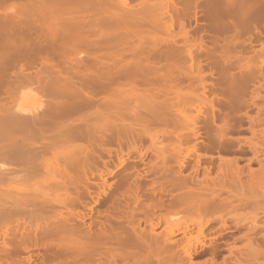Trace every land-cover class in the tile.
<instances>
[{"label":"bare ground","instance_id":"bare-ground-1","mask_svg":"<svg viewBox=\"0 0 264 264\" xmlns=\"http://www.w3.org/2000/svg\"><path fill=\"white\" fill-rule=\"evenodd\" d=\"M249 2L247 3L243 0H0V9L5 8L7 11L0 13L3 15V18H0V97H9L12 99V102H16V107L13 105L16 108L13 112L27 113V109L25 108L27 107L26 104L32 105L33 103L37 105L38 109L41 107L43 110L40 109L39 116L41 117L37 118V122L36 119H33L34 121L30 119L31 121H29V118H27L28 120H26L28 123L25 124L27 121L23 122L20 120L22 117H17L21 125L17 123V125H19H16V129L20 132H22L20 129L24 130V132L27 131L25 136L27 135L29 138L31 136V138L42 136H51L52 138L49 142L39 139L41 142L36 141L39 145L36 144L37 147H35L33 145L34 143H30L29 138L25 136V138H21L22 134H19L20 139L18 138L17 141L22 148L19 150V153H17L16 158L19 157L18 162L20 161V163H18L15 158L14 165L16 166L13 165L14 167L12 166L13 168H11L7 165L8 168H11V171L10 169L9 171L6 170L5 167L7 166H5L4 163L0 164V185H8L2 188V190L0 188V194L2 192L10 196L17 194L16 199L19 198L16 204L13 203L16 201L11 202L14 204L12 207L9 204L10 206L8 205V208H1L0 205V218L4 217L5 220L7 217L11 216L14 218L17 216V218L13 219L15 222L14 231H11L14 236H12L13 234H11L12 237L9 236L13 249L18 252L19 249L28 243L36 246L38 242L41 243L40 240H43L41 245L43 247V245L46 244V247H43L44 256L42 259H44L45 256L50 257L48 259H52L53 257L57 259V256L61 259H66L64 256L65 254H69V258H74H70L72 259L71 261H64L63 264H75L74 262H80V264H121V262H115L116 259H136L133 260L134 262L131 261L133 264H198L200 262L198 261L197 263L194 260V263L193 260L191 261V248L197 246L196 242L198 244L200 241V235H203L207 221L200 219L194 221L197 225L196 233L193 236L188 234L186 244L179 245L180 243L177 239L175 240L172 238L175 240V243L176 241L179 243H176V245L178 244L180 246L177 245L180 251H178L177 248L176 253L174 249L172 250V248L176 246L174 243H171L173 241H171L170 237L177 231L181 230V232H184L189 226V221H184L182 223L175 220L174 222L170 215L167 214L168 218L172 221L164 217V221L167 220V225H165L168 227L171 225V228L165 232L167 228L164 225L166 228L165 231L163 229V231L161 230L160 232H164L165 234L160 233V235L158 234L159 237H157L154 235V230H152L154 233L150 231L151 227H146V230H144L145 228L142 226L136 228L137 225L135 224H139V220L136 222L135 219L139 217V214L135 209V206H138L136 205L138 202L136 204L134 202L131 203V207L129 206V210L124 212V214L118 213V218L115 217L117 213L113 211L115 213L113 217L119 220L118 222L116 220L117 223L115 222V224L113 223L115 219L112 217L114 213L112 212L113 214L109 217H112L111 220L107 218L109 215L108 213H111V210L108 211V215L105 220L103 218L102 221V225L103 222L105 225L101 226V218V220L99 219L100 221H98L100 225L92 227L94 230L95 228L96 230L98 229L94 237L92 231H89L91 232L89 233L85 230V228L88 227V225L87 227L85 225L87 223L84 222L85 224H80L82 227L85 225L83 229L80 225H78V227H80L78 228L76 225L77 223L72 221L73 219H78V213L73 210L71 206L75 202V194L90 193L87 183L95 174L98 175L101 182L107 185V189L112 187V182L108 181V179L106 180V178L102 176L103 174L110 175L111 170L107 167H105L104 170L100 169L99 163L102 162L101 165L106 166L105 158L102 157H104L103 155H111L110 150L112 149L113 143H116V149L118 148L117 150L115 149L116 152H114L119 160L118 164L124 163L125 160L127 162V159H129L127 158L128 156L126 157L127 159L121 157L123 156L121 154H124V151L122 153V148L124 147L128 148V150L126 149L127 151H129V149H131L130 151H132V149L135 151L137 150L136 153H138V156L139 154H141L142 157L143 155L145 156L146 153L142 154V151H144L145 148L147 150L146 145L144 150L140 151L141 149H138L140 145L138 146L137 141L141 142V145L142 142H149L147 146L151 147L152 150L151 148L150 150L155 153V155L152 154L155 156V160L153 156L150 157L153 158L150 160L152 163L149 162L150 165H153V161L157 162V158L161 159L158 165L155 162L152 166L153 171L157 170L155 175H157L159 171L162 174L159 173V176L157 175L158 179H161V176L162 178L165 177V180L161 179L164 181L160 179L159 181L157 176H155L157 181H159L158 185L160 186H158V188L160 187L167 191L172 188V185L177 188H184L183 192L187 197H183V199L190 198H188L190 200L188 203H184L186 204L185 208L192 203V207L189 205L190 209L187 207L186 210L188 209L190 211L195 205L203 206V204V208H207V206H205L207 205L206 202L203 204L199 202V200L202 201L201 199H204V197H194V194L215 192L216 189H218L219 192L223 190L228 192L231 195L229 196V200L233 197L241 199L247 194H264V159H260L257 168L249 166L247 169H244L238 166L236 162L237 159L235 160L234 156L233 158H229L228 156L218 155L219 170L214 173V176L212 174L213 177L210 178L212 185L206 184V182H203L204 178L202 179L203 176H208V172L205 174L208 170L204 172L205 175L202 174L203 176L201 178L198 176L202 180V183L198 181L199 185H197V181H193L197 183H195L197 186H195L192 181H188L192 178L191 171L194 173L192 176L196 177L195 170H192V168L194 169L196 166L191 167L189 171L191 174L186 175V178L184 177V173L186 172L182 171L184 176L179 172L176 173V170L182 168V165H180L182 161H179L177 158L180 156L181 159H183V156H181V153L184 151L183 148L186 149L188 153L195 151V159L197 160H195V163L200 161V158H202L201 156L207 154L199 152L200 149L198 148L201 146V142L198 141L199 138L197 137L200 135L199 133H201L199 129L204 128V126L207 127L209 122L214 124L213 133L212 136L209 137L208 143H205L208 145L205 147V144L202 142V144H204L202 147L204 146V149H206L208 146H213L217 147L219 151L225 150L226 152L232 150L233 139H230L231 136L228 135V131L238 130L239 127L236 125L238 122L240 123L242 118L238 116L236 112L240 107L248 106L249 104V100L245 97L248 80L257 73L260 74L264 80V40L259 45L260 48L258 51L255 52L254 48L253 54L243 53L244 46L243 49H241L243 44L249 45L252 43L251 38H249L251 41L247 39L248 42H250L249 44H247L248 42L244 41V39L243 41L241 39L242 42L240 41L242 37L240 34L241 28L244 27V30L241 29L242 33L245 30H247L246 32L248 33L250 29L252 31L254 28L255 30L253 31L256 32V29L261 30L264 27V0L262 3L260 2L261 5L259 4V6L257 5L259 2L257 4H255L256 2L254 4ZM260 12H263V17L262 14H260L261 17L257 14ZM186 16H193L194 19L197 20L196 22L199 20L198 17L203 19V21H201L203 25L208 26L209 38H206L208 41L204 40L203 35L199 34L200 32L198 33L199 35H191L189 33V28L185 25ZM175 26H177V28ZM251 26L253 28H251ZM248 27L250 29H247ZM259 27L261 29H259ZM231 30H233L232 34H230ZM228 31L230 33H228ZM60 32L65 34L60 36ZM205 41L209 43V45H207L208 47ZM32 46L35 47L33 48ZM250 46L251 45H249L246 50H249V48L252 50L253 48ZM49 50L53 52L49 53ZM208 53L211 64L217 69V73H219L217 88L219 92L222 93V91L225 90L227 93V99L221 101L219 105L214 103L212 98L209 99L211 107V114L209 116L206 113L207 111L203 112L207 114L205 115L201 110H198L197 103L195 107V102H207L208 98L214 95L213 90H211L209 94L205 93L206 85L203 80L205 72L202 70L201 59L203 55ZM40 56L41 58L44 56V58H42L44 60L50 57V61L45 60L44 62L43 60V62L41 61V65L37 66L38 68H36V70H28L30 65L33 64L32 61ZM57 59L59 61H55ZM50 63L53 65H48ZM28 64L29 67H27ZM183 77L189 78L190 81L188 83H183L181 81ZM41 91L43 92L42 95H49V99L45 97L46 100L44 99L45 101H43L44 97H39ZM243 92L244 95H242ZM99 95L103 96L102 100L98 99ZM5 99L2 101L0 100L1 114L11 112L10 110L13 108L12 106L10 109V105H6ZM15 102L13 103L15 104ZM191 104H194V108L197 109L194 110L189 108ZM222 104L225 105L227 110L222 108ZM185 105L188 106L190 110L188 108V110H186ZM201 105H203V103ZM206 105L207 104H205V106ZM199 109L201 108L199 107ZM257 109L259 113L264 112V103ZM188 112H192V114L189 115ZM193 112H195V114ZM51 114H55L56 120L49 124L46 120L49 118L51 119ZM217 115L220 118V122L216 123ZM222 115H224V117ZM247 115V117H251L249 114ZM1 119H4V117H0V120ZM39 119H43L44 121L39 122ZM258 120L263 121V116L260 115ZM199 121L204 125L200 124ZM248 121L250 123L253 119L250 118L249 120L248 118ZM34 122H36V124ZM44 122L45 124H42ZM170 122L174 124L181 123V128H183L184 125L187 127L184 130H177L176 128L179 129L180 125H177L178 127L174 125L175 127H173V124ZM167 124L171 125V127ZM239 125L240 124H238V126ZM251 129L252 134H255V130L253 128ZM205 132L206 131H204V133ZM263 133L264 129L262 133L259 134ZM191 137H193L195 141L197 138V142H199L198 147L196 145L197 143L194 142V139ZM203 138L205 139L202 140H206V135H204ZM190 139H192V141ZM191 143L192 145L188 146ZM109 144H111V146ZM261 145H263V141ZM141 147L142 146H140V148ZM169 148H172L173 153L177 152V155L172 157V152H170L171 149L169 150ZM0 151L5 150L0 148ZM167 151L171 154L169 152L167 153ZM102 152H104V154ZM191 153H189L188 156ZM31 154H33V157L36 154L35 158H37V160L34 161V158V160L31 159L37 164L30 160L29 157ZM168 154L171 157H169ZM183 154L187 157V154ZM165 155L169 157V160L172 159V161H174V166H176L175 161L177 159L180 168H175L176 170L172 168L174 167L173 162L170 165ZM108 157L110 158L111 156ZM20 158L24 159V161L20 160ZM27 158L28 162L25 161ZM184 160L187 159L185 158ZM119 166L121 167V165ZM202 166L205 167L206 165L203 164ZM126 169L132 170V168L129 167ZM123 170L125 171V169ZM172 173H176V175L179 173L180 177ZM122 175L127 177L126 173ZM198 177H196V179ZM208 177H210V175ZM165 181L169 182L166 187L170 184L169 186L171 188L168 186L169 188L167 187L165 189V186L161 185L162 183L164 184ZM11 183L12 185H9ZM138 185L135 184V188L129 187L130 189H134L131 190L134 194L133 196L137 195L138 193L136 194V192L140 190ZM153 190L155 191L154 188ZM106 192L107 190L102 189L103 194ZM189 195L193 196L190 197ZM149 197L150 196H148L147 199L145 197L146 202L150 200ZM136 198L133 197V201ZM179 198H176L177 200H174L175 202L173 201V204H169L168 207L170 208V205L175 207L174 204L178 203L177 201ZM183 199L181 201H183ZM154 201L155 202L152 201L153 203L151 202L150 204L151 208L155 207V204L159 202L157 200ZM5 204L8 203L6 202ZM59 205L60 207L62 205L61 208L64 211L58 210V208L60 209V207H58ZM197 206H195L196 208H194L195 210L193 209V211L199 213L201 209L200 206H198L199 208ZM51 207L53 210H51ZM214 207L222 208L223 203L217 204ZM43 208L47 210L45 211ZM151 208L149 209L151 210ZM38 209H42L46 213L48 210L54 211L55 209V212H51V214L58 213L62 218H57L58 220H62L65 223H69V221L73 222L72 224H70L71 222L67 224V230L64 229L66 224L59 223L60 221H58L59 224L55 223V230H45L46 234L49 231L51 234L53 231L54 235V231L57 232L59 229L60 231L64 229L62 232L69 234V232H71L70 230L74 227L73 230L77 232L75 234L71 232L72 236L70 234V236L68 235V237H71V241L67 237L69 243L67 241L61 242L59 238V241L57 239L55 240V238H57L55 235V238H52L54 236H50L52 238L51 241L55 240L60 245V248H58L59 245L55 248L56 251L54 248H52L54 251H50L48 248L51 249L50 246L52 245V247H54L57 242L54 241L51 243L50 239H48L47 241H50L48 245L42 237V239L38 237L42 236L41 234L45 231L42 230V232L39 228L32 227L34 224L38 225L37 220L36 223L33 222L34 224L29 226V228L32 227V229L27 230L28 228H24L25 223L21 219H18V216L21 217V215L23 216L25 214H31L32 216V214H34L33 217L35 218L36 215H40L38 213L36 214V212L41 211ZM146 209L148 210V208ZM171 209L172 208L169 210ZM193 211L191 210L190 212ZM44 212L41 213L42 216ZM48 213V215L46 214L48 216L47 220L50 218L52 220V216L55 215L50 216V211ZM134 213H136V215H134ZM58 214L55 217H58ZM120 214H123L124 217ZM148 214L150 219H148ZM148 214L143 215L146 217H143L145 222L147 220H149L148 222L153 220L152 215L150 216V213ZM165 214L164 216H166ZM169 214L171 213L169 212ZM28 217L30 216H27L26 222ZM108 219L111 220L110 222H112L113 226H111L112 224H106L109 223ZM9 220L11 221V218ZM13 220L11 222H13ZM120 220L123 223H121ZM157 220L158 219H156V222ZM31 222L30 220L28 221L29 224H31ZM81 222H83V220ZM148 222L147 224L145 223L146 226L148 224L152 226V222ZM171 223H175V225L173 224V228H178L173 229ZM50 224L53 225L52 222ZM50 224H48L49 229H51L49 226ZM70 225H73L71 226L72 228ZM223 225V228H225L226 223H222V226ZM100 226L101 230L98 228ZM44 227L46 228L47 225ZM35 228L39 229V232L36 231ZM81 228L84 232L80 231L82 230ZM0 230H2L0 233L3 234L2 251L6 253L11 246L4 238L7 237L10 229H1L0 227ZM147 230H149V233H146ZM128 231L130 234L128 233L126 236ZM35 232L38 233V236ZM131 232H133V234H131ZM157 232L155 233L156 235ZM44 234L45 233H43L44 238L48 236ZM55 234L57 235V233ZM122 234H124V236ZM177 234L179 233L177 232ZM60 235H62V233ZM161 235L164 236L161 237ZM128 236H130L131 239ZM58 237L60 236L58 235ZM92 237L95 239L90 240ZM160 237L161 240L159 239ZM100 238L105 239L99 240ZM248 238L250 239V236ZM87 240L92 242L89 243ZM97 240H99L98 245L100 246L107 245H104V243L102 244L101 241L105 240L104 242L107 241L106 243H109L111 240L113 241L108 244L110 247L106 246L111 248V250L107 251L108 254L105 251V247L102 248L103 246L100 248L97 246L95 248L92 247V243L94 242L93 245H96ZM192 240L195 241L193 245H191ZM59 242L63 243L64 246ZM64 243L67 244L65 245ZM70 243L73 244L71 245ZM86 243H89V245L91 244V246H85ZM246 244L247 247L249 245V252H261L264 254V249L258 246H251L248 243ZM170 245L172 247H170ZM38 246H40V244ZM111 246L114 247L112 248ZM29 247L30 246H28V248ZM87 247H90L91 249H89L92 251L87 252ZM242 247L245 249L247 248L246 246ZM101 248L105 249V254L102 253L103 250H101ZM23 249L25 250V248ZM23 249L21 250L24 251ZM95 249L101 251H95ZM238 249L240 248L238 247ZM45 250L48 251L47 253L50 255L47 253L45 255ZM77 252L83 253L84 256H81V253ZM99 252L102 256L98 254ZM93 253H97V256L95 255L96 258L98 255L101 258L92 259L95 257H90ZM74 254L75 256H80L74 257ZM62 255L64 257H62ZM81 257L84 259L79 261L77 258L81 259ZM211 262L208 264L214 263L213 261ZM122 264L127 263L123 262Z\"/></svg>","mask_w":264,"mask_h":264},{"label":"rangeland","instance_id":"rangeland-1","mask_svg":"<svg viewBox=\"0 0 264 264\" xmlns=\"http://www.w3.org/2000/svg\"><path fill=\"white\" fill-rule=\"evenodd\" d=\"M244 2H249V3H255V4H257L260 0H243ZM263 1V0H262ZM262 1H260L261 3H262ZM260 2L257 4L258 6H259V4H260ZM261 5V4H260ZM259 10H262V9H259ZM6 10H5V8H1L0 9V13H4ZM7 12V11H6ZM259 12V11H258ZM259 16H260V14H262V17H263V12H260V13H257ZM261 17V16H260ZM0 18H3V15L2 14H0ZM198 22H196L197 20H195L194 19V17L193 16H186L185 17V25H186V27L187 28H189V33L191 34V35H203V37H204V40H206V41H208L207 39L209 38V31H208V26H205V25H203V23L201 22V21H203V19L201 18V17H198ZM200 21V22H199ZM200 23V24H199ZM259 24V23H258ZM72 25V24H71ZM260 26V25H259ZM71 27H73V26H71ZM176 28H177V26H175ZM250 27V26H249ZM247 28V29H250V28ZM261 27H263V26H261ZM175 28V29H176ZM200 28V29H199ZM251 28H253L252 26H251ZM242 30H244V27L243 28H241ZM241 29H240V34L242 35V37L240 38V41H241V39H242V41H243V39H244V41H246V42H248V40H250L249 38H251L252 39V43L251 44H249L250 42H248L247 44H249V45H251L250 47H252L253 49L252 50H250L251 48H249V50H246L247 49V47H249V45H246V44H243L242 45V47H241V49H243V46H244V49H243V53H245V54H248V53H254V51L256 52V51H258V49L260 48V44H261V42L264 40V27L261 29L260 27H259V29H261V30H258V29H256V32H254L253 30H255L254 28H253V30L251 31V29L250 30H248V31H250L251 32V34H250V32H246L247 30H245L243 33H242V31H241ZM245 29H246V27H245ZM62 31H64V30H62ZM258 31V32H257ZM66 32V31H65ZM200 32V33H199ZM232 32H233V30H231V33L228 31V33H230V34H232ZM263 32V33H262ZM195 33V34H194ZM199 33V34H198ZM61 34V35H60ZM60 36H62L63 34H65V33H63V32H60ZM197 37V36H196ZM244 37H246V38H244ZM207 38V39H206ZM248 39V40H247ZM206 41H205V43H206ZM241 41V42H242ZM245 42V43H246ZM264 42V41H263ZM263 44V43H262ZM207 45H209V43H206V46ZM240 46V45H239ZM239 46H238V48H239ZM246 46V47H245ZM31 47V46H30ZM33 47V46H32ZM35 47V46H34ZM33 47V48H34ZM208 47V46H207ZM258 47V48H257ZM254 48H255V50H254ZM257 48V49H256ZM254 50V51H253ZM51 52H53L52 50H49V53H51ZM53 54V53H52ZM53 55H56V54H53ZM49 56H51V55H49ZM46 57V56H45ZM54 57H56V56H54ZM42 58H44V56L42 57ZM41 58V56L40 57H37V58H35L34 59V61H32L33 62V64H31L30 65V68H28V70H30V69H33V70H36V68H38L37 66H39V65H41V61L43 62V60L44 59H42ZM45 60H48V61H50V57L48 58L47 57V59L45 58ZM45 60H44V62H45ZM54 60V59H53ZM55 61H59L58 59L57 60H55ZM54 61V62H55ZM32 62H30V63H32ZM51 62L53 63V61H52V59H51ZM201 62H202V70L205 72V77H204V82H205V85H206V89H205V93H210L211 92V90H213L214 91V95H213V97H210V98H208V100H207V102H205V101H197V102H195V107H196V103H197V107H198V110H201V112L203 113V112H206L207 114H208V116L211 114V107H210V104H209V99H211L212 98V100H213V102L214 103H216V104H218L219 105V103H221V101H224L225 99H227V93H226V91L225 90H223L222 91V93L221 92H219V89L217 88V84L219 83V73H217V69H215V67L211 64V62H210V56H209V53L208 54H206V55H203L202 56V59H201ZM52 63H50V64H48V65H53ZM56 64V63H55ZM55 66V65H54ZM27 67H29V64H28V66ZM32 71V70H31ZM181 81L183 82V83H188L189 81H190V79L189 78H187V77H183V78H181ZM212 85H214V86H212ZM210 87H211V89H210ZM42 91H41V95H39V97H44L43 98V101H45L46 99H49L48 97H50L49 95H46V96H44V94L42 95ZM259 94V95H258ZM242 95H244V92H243V94ZM45 97H47L46 99H45ZM245 97H247V100H249L248 101V106H242V107H240L238 110H237V115L238 116H240L241 118H242V120H240V123L238 122L237 123V127H239L238 128V130L237 129H235V130H230V131H228V135L229 136H231V140L233 141V148H231L232 150H228L227 152L225 151V150H222V151H219L218 150V148L217 147H209L208 146V148H206V149H204L208 144H205V143H208V141H209V137L210 136H212V133H213V128H214V124L212 123V122H209V124H208V126L207 127H205L204 126V128L206 129H204V128H202V129H199L200 131L199 132H201V133H199L200 135L197 137V138H199L198 139V141H200L201 143H200V147L202 148V149H204V150H202L200 147L198 148V149H200L199 150V152H203V153H207V154H205V156L203 155V156H201L202 158H200V165L202 164H204V165H206L205 167H203L202 165L200 166L199 165V162L197 163H195V158H196V154H194L195 153V151H191V152H189V153H191L189 156H188V152L186 151V149H184L183 148V153H185V154H187V157H186V155H184L183 153H181V152H179V153H181V156H183L182 158L183 159H181V157L179 158H177V156H176V158L179 160V161H182V162H180V165H182V168H180V165H179V163H177V159H176V163H175V165L177 166H174V161H172V159H170L171 160V162H170V160L168 159L169 157H171V156H169V154H168V156L169 157H167V155H165V158L166 159H168L167 160V162L169 161V164L171 165V163L173 162V166L174 167H172V168H180V170L178 171V170H176V173L177 172H179V173H181V175H183V173H182V171H184V172H188L187 174L186 173H184V177L186 178V175H190L191 173V179L190 180H188L189 182H193V181H197V183H198V181H200L199 183H202L201 181V177L203 176L202 174H204V172L206 171V170H208V171H206V173L205 174H207V172L209 173L208 174V176L210 175V177H208V176H203L202 177V179H203V182H206V184H211L212 185V183H211V177H213L214 176V173L215 172H218V170H219V157H218V155H222V156H225V157H229V158H233V156H234V159L236 160V162L238 163V166H241V167H243L244 169H247V167H253V168H257L258 167V159L260 158V159H264L263 157H264V133L263 134H259V133H262V131H263V129H264V120L262 121V120H258V118L260 117V115L261 116H263V118H264V112H257L258 111V109L257 108H259L263 103H264V80H263V78H262V76L260 75V74H255V76H253V77H250L249 78V80H248V87H247V90H246V94H245ZM255 99H254V98ZM6 98V99H5ZM250 98H252L253 99V101H252V99H250ZM6 100V105H10V109L12 108V106L14 105H16V102L15 101H13V102H15V104L11 101L12 99H10L9 97H0V100L2 101V100ZM45 99V100H44ZM98 99L99 100H102L103 99V96H101V95H99L98 96ZM41 101H42V99H41ZM48 101V100H47ZM254 102V103H253ZM203 103V105H201V104ZM23 104V103H22ZM205 104H207L206 106H205ZM32 105H34V106H32ZM32 105L31 104H26V106L27 107H25L26 109H27V113H18L17 111H15V112H13V110L14 109H16L14 106H13V108L10 110L11 112H6V113H0V117H4V119H1L0 120V148H2L3 150H5V151H0V164H3L4 163V165L5 166H7V165H9L11 168H13L14 166H16V165H14V162H15V158H16V155H17V153H19V150L22 148L21 147V145L18 143V141H17V139L19 138V134L21 135L22 134V136H21V138H23L24 136H25V134H26V132L27 131H25L24 132V130H22V129H20L22 132H24V133H22V132H20L19 130H17L16 129V127L20 124V120L21 121H27L28 119L27 118H29V121H31V120H33V119H36V122L38 121V119L37 118H39V117H41V116H39L40 114H39V111H40V109H42L41 107H39V109L37 108V105H35V104H33L32 103ZM188 105V104H187ZM193 105V106H192ZM198 105H200V106H198ZM186 106V105H185ZM204 107V108H202V107ZM199 107L201 108V109H199ZM207 107V108H206ZM9 108V107H8ZM24 108V109H25ZM188 106H186V110H188L189 108H192V109H197V108H194V104H191V107H189L188 109ZM207 110H206V109ZM222 108L224 109V110H227V108L225 107V105L224 104H222ZM25 109V110H26ZM43 110V109H42ZM41 110V111H42ZM190 110V109H189ZM193 110V111H194ZM245 111H246V113H245ZM189 113V112H188ZM194 114H195V112H193ZM192 114V112L191 113H189V115H191ZM193 114V115H194ZM203 114H205V113H203ZM207 114H205V115H207ZM247 114H249V116H251V117H247L248 115ZM41 115H42V113H41ZM205 115H203V116H205ZM247 115V116H246ZM200 116H201V114H200ZM223 117H224V115H222ZM17 117H22V119H18ZM47 118V117H46ZM201 118H202V116H201ZM248 118H249V120H250V118H252L253 119V121L251 122L250 121V123L253 125V127H252V125L249 123V121H248ZM18 119V120H17ZM27 119V120H26ZM31 119V120H30ZM40 120V119H39ZM56 120V118H55V114H51V119L49 118L48 120H46V121H48V123L49 124H51V123H53L54 121ZM181 120V119H180ZM202 120V119H201ZM34 121V120H33ZM44 120L42 119V120H40L39 122H43ZM45 121V122H46ZM210 121V120H209ZM36 122H34L35 124H36ZM45 122L44 123H42V124H45ZM203 122H204V120H203ZM216 123L217 122H220V118H219V116L217 115L216 116V121H215ZM17 123H19L18 125H17ZM28 123V121L27 122H25V124H27ZM31 123H33V122H31ZM30 123V124H31ZM169 123V122H168ZM170 123H172V122H170ZM199 123L200 124H203V123H201L200 121H199ZM198 123V124H199ZM22 124H24V123H22ZM34 124V125H35ZM46 124H47V122H46ZM173 124V127H175V126H177V125H180L179 123H177V124H174V123H172ZM199 124V125H200ZM238 124H240L239 126H238ZM249 124H250V127H249ZM17 125V126H16ZM21 125V124H20ZM34 125H32V126H34ZM168 126H170L171 127V125H169V124H167ZM175 125V126H174ZM204 125V124H203ZM178 127V126H177ZM182 126L180 125V127H179V129L178 128H176L177 130H184V129H186V127L187 126H185L184 125V127L183 128H181ZM237 127H235V128H237ZM181 128V129H180ZM251 128H253L255 131H254V133L255 134H252V129ZM175 129V128H174ZM175 129V130H176ZM251 129V130H250ZM204 131H206L205 133H204ZM204 135H206V140H202V139H205V138H203V136ZM262 135V136H261ZM26 138H29V136H25ZM24 137V138H25ZM32 137V136H31ZM29 138V140H30V143L31 144H33L35 147H37L36 146V144H38V142L36 143V141H40L41 142V140H45V142H49L50 140H52V138H51V136H42V137H34V138ZM192 139H194L193 137H191ZM197 138H196V141H195V139H194V142H196L197 144V147H198V145H199V142H197ZM262 140H261V139ZM20 139V138H19ZM39 139H41V140H39ZM192 139H190L191 141H192ZM28 140V139H27ZM202 140V141H201ZM239 142H238V141ZM35 141V142H34ZM144 141H146V142H148L147 140H144ZM205 141V142H204ZM207 141V142H206ZM262 141H263V145H261V143H262ZM29 142V141H28ZM189 142V141H188ZM194 142H192V143H194ZM202 142L205 144H202ZM250 142H252V143H250ZM140 143V144H139ZM144 142H142V145H141V142H138L137 141V144H138V146L140 145V146H142L141 148H140V146H139V148L138 149H141L140 151H142V150H144V148H145V145H146V147H147V150H146V148H145V152L144 151H142L143 153L142 154H145V156L143 155V157H142V155L141 154H139V156L137 155L138 153H136V151L135 150H133L132 149V151H130L131 149H129V151H127L128 150V148H126V147H124V148H122V153H123V151H124V154H121V155H123V156H121L122 158L124 157L125 159H127V158H129V159H127V162H126V160L124 161V163L122 162V163H119L118 164V159H117V157H116V155L114 154V152H116L115 151V149H116V146H117V144H116V146H115V144L113 143V145H112V149H111V147H110V154L111 155H108V156H111L110 158L107 156V155H103L104 154V152H102L103 154V156L104 157H102V158H105V161H106V166H104V165H101V163H99V167H100V169H102V170H104L105 169V167H107V168H109L110 170H111V173H110V175L108 176L107 174L105 175V174H103L102 176L103 177H105L106 178V180L108 179V181H110V182H112V184H111V186L112 187H110V189H107V185L106 184H104L103 182H101V180L99 179V177H98V175L97 174H95L91 179H90V181H88V185H89V189H90V193L89 194H84V193H80V194H75L74 196H75V202L72 204V209L73 210H75L77 213H78V219L76 220H72L73 222L75 221L76 223V225H77V227H78V225H80L81 223L82 224H85V223H87V224H85L86 225V227H87V225H88V227H90V228H92V227H97L98 225H100V223L98 222V221H100L101 220V218H102V220H101V226H104L105 224H104V222H103V225H102V221H103V218H104V220H105V218H106V216H107V218H109L114 212L115 213H117L116 214V216H115V213H114V215H112V217L113 216H115V217H117V215H118V213H123L124 214V212H126V211H128L129 210V206L131 205V203H134L135 202V204L136 205H138V206H135V209L138 211L137 213L139 214L138 216L139 217H137V219H135V221L137 222V220H139V224H135V225H137L136 226V228H140L141 226L142 227H144L143 229L144 230H146V227H151V230L150 231H152V230H154V232L156 233L157 231V235L152 231V233H154V235L155 236H157V237H159V235H160V233L162 234V233H164V232H160L161 230L163 231V229H164V231H165V229H166V231L165 232H167L168 230H169V228H171V225L169 224V222H168V224L170 225V227H168V226H166L167 224V220H165L164 221V219L165 218H167V219H170V218H168V215H170V217H171V219L172 220H174V222H175V220L176 221H179V222H184V221H189L188 223H189V228L187 227L186 228V230L182 233L181 232V230L180 231H177L179 234H177V232H175L173 235L175 236V237H177V238H175L173 235V237L171 236L170 238H171V241H173V242H171V243H174V245L176 246L175 248L173 247L172 248V250L174 249V251L176 252L177 251V248H178V246L179 245H183V244H186V242H187V236H188V234L190 235L191 234V236H193V235H195V233H196V230H197V225H196V223L194 222V221H196V220H203V221H207V225L204 227V230L206 231H204V233H203V235L201 234L200 235V241L198 242V244H197V242H196V245L197 246H195L196 247V249H195V247L194 248H191V250H192V259H191V261L193 260V262H194V260H195V262H197L198 263V261H200L199 263L200 264H208V263H210L211 261H213L214 263H216V264H222L223 262V264H264V254L263 253H253V252H249V245H248V247H247V244L246 243H248V244H250L251 246H258L259 248H262V249H264V194H261V193H254V194H247L246 196H243V198H241V199H238V198H232L231 200H229L230 198H229V196H231L228 192H226V191H221V192H219L218 191V189H216V191L215 192H206V193H197V194H194V197H196V196H198V197H204V199L202 198L201 200L202 201H200L199 200V202L200 203H204V202H206L207 203V205H205V206H207V208H203L204 207V204H203V206L202 205H198V206H200V211H199V213H196V212H194L193 211V209L194 208H196L195 206H197V205H195L194 207H193V209H191L193 212H190L188 209H190V206L189 205H191L192 203L191 202H189V203H191V204H189L188 206H186V208L188 207V209L186 210V208H185V205L186 204H184V203H188V201H190L188 198H184L183 199V197H187V195L186 194H184V188H177V187H174L173 185H172V188H175V189H172L169 185L170 184H168V186L171 188V189H168L169 191H167V190H164V189H162V188H158V186H160V185H158L159 184V181L161 180V179H164L165 177H163L162 178V176H161V179L159 180L158 179V174L160 173V171H159V173L157 174V175H155V172L157 171H153V165H154V163L156 162V161H153V165H150V163H152V162H150V160L151 159H153L155 156H153L152 154H154L155 155V153H153L151 150H152V148L151 147H148L147 145H148V143H144ZM192 143L191 144H189L188 146H190V145H192ZM42 144V143H41ZM39 145V144H38ZM110 146H111V144H109ZM202 145H204L203 147H202ZM253 145V146H252ZM126 146V145H125ZM143 148V149H142ZM150 148H151V150H150ZM118 149V148H117ZM116 149V150H117ZM127 149V150H126ZM171 149V150H170ZM235 149V150H234ZM169 150H170V152H172V148H169ZM221 150V149H220ZM175 151V150H174ZM187 153H186V152ZM129 154H128V153ZM169 151H167V153H168ZM169 152V153H170ZM128 155H127V154ZM166 153V154H167ZM177 153V152H176ZM176 153H173L172 152V157L174 156V155H177ZM179 153H178V155H179ZM171 154V153H170ZM36 155V154H35ZM34 155V157H33V154H31L30 155V160H32L33 158L35 159H33L34 161H36L37 160V158H35L36 156ZM141 155V156H140ZM32 156V157H31ZM128 156V157H127ZM153 156V158H150V157H152ZM190 156H192V157H190ZM127 157V158H126ZM190 157V158H189ZM194 157V158H193ZM32 158V159H31ZM123 158V159H124ZM187 159V160H184V159ZM17 159V162H18V159H19V157L18 158H16ZM181 159V160H180ZM20 160H23L24 161V159H21L20 158ZM32 160V161H33ZM154 160H155V158H154ZM157 165H158V162H159V160L161 161V159H159V158H157ZM184 160V161H183ZM25 161H27L28 162V158H27V160H25ZM33 161V163H36V162H34ZM166 161V160H165ZM178 161V162H179ZM197 161V160H196ZM202 161V162H201ZM30 162V161H29ZM100 162V161H99ZM150 162V163H149ZM18 163H20V161L18 162ZM31 163V162H30ZM33 163H31V164H33ZM161 163V162H160ZM159 163V164H160ZM182 163V164H181ZM37 164V163H36ZM127 164V165H126ZM186 164V165H185ZM14 165V166H13ZM119 165H121V167L119 166ZM123 165V166H122ZM179 165V166H178ZM183 165H185V166H183ZM193 165V166H192ZM13 166V167H12ZM132 166V167H131ZM156 166V165H155ZM196 166V168H192V170H195V173H196V177H198L197 179H196V177H194V176H192V175H194V173L191 171V173L189 172L190 170H191V167H195ZM198 166V167H197ZM200 166V167H199ZM8 168V166L7 167H5L6 168V170H8L9 171V169H10V171H11V168ZM127 167H129V168H132V170L131 169H129V170H127L126 168ZM183 167H184V170H183ZM8 168V169H7ZM207 168V169H206ZM123 169H125V171L123 170ZM156 169H158V168H156ZM205 169V170H204ZM155 170V169H154ZM159 170H160V168H159ZM173 171V170H172ZM181 171V172H180ZM198 171V172H197ZM175 172V171H174ZM124 173H126V175H127V177L125 178L122 174H124ZM176 173L175 174H173V175H176ZM177 174V175H179V177H180V174ZM199 175H198V174ZM34 174V173H33ZM161 174V173H160ZM172 174H171V177H172ZM204 174V175H205ZM212 174H213V176H212ZM162 175V174H161ZM176 175V176H177ZM155 176H157V179L159 180V181H157V179H156V177ZM184 177H182V178H184ZM187 177H189V176H187ZM121 179H123V180H121ZM189 179V178H188ZM156 180V181H155ZM165 180V179H164ZM164 180H161V181H164ZM107 181V182H108ZM167 181V180H166ZM164 182V184L162 183H160L161 185H164L165 186V189L168 187H166V185H167V183H169V182ZM109 182V183H110ZM135 182H138V183H135ZM157 184H156V183ZM166 183V184H165ZM194 184L196 183V182H193ZM192 183V185L194 186V184ZM196 183V184H197ZM199 183L197 184V185H199ZM13 184H15V183H13ZM135 184H139L138 185V187H140L139 189V191H137L136 192V194L137 195H135V196H133L134 194L132 193V189H130L129 187H134L135 188ZM195 184V186H197ZM9 185H12V183L11 184H9ZM17 185V184H16ZM133 185V186H132ZM6 186H8V185H6V184H1L0 185V188H1V190H2V188H5ZM18 186V185H17ZM168 187V188H169ZM153 188L155 189V191L153 190ZM164 188V187H163ZM102 189H104V190H107V192L105 193V194H103L102 193ZM162 189V190H161ZM134 190V189H133ZM3 191H6V190H3ZM147 191H149L150 192V194H149V192H147ZM180 191H181V193H180ZM183 192V193H182ZM2 193H4V192H2ZM0 194V205H1V208H8L10 205H11V207H12V205L14 206V204L13 203H17V200L19 201V198L18 199H16L17 197V194H15V195H13V196H10V195H8L7 193L5 194ZM148 196H150L149 198H150V200H148L147 202H146V199H147V197ZM190 196V195H189ZM193 196V195H192ZM192 196H190V197H192ZM133 197H137L138 198V200H137V198L133 201ZM145 197H146V199H145ZM180 197V198H179ZM176 198H179L180 199V201H179V199H178V203H175L174 204V206L175 207H172V205H170L171 207L170 208H172L171 210H169L170 208L168 207L169 206V204H171L174 200H177ZM183 199V201H181L182 199ZM96 200V201H95ZM144 202H143V201ZM154 200H157V201H159L158 203H156L155 205V207H152L151 208V202L153 201V202H155ZM13 201H16V202H13ZM150 201V202H149ZM156 201V202H157ZM8 203V204H5V203ZM11 202H13V203H11ZM152 202V203H153ZM175 202V201H174ZM142 203H144V204H142ZM161 203V204H160ZM205 203V204H206ZM220 203H223V207L222 208H219V207H214V206H216L217 204H220ZM10 204V205H9ZM173 204V203H172ZM3 205V206H2ZM9 205V206H8ZM58 205V204H57ZM145 205V206H144ZM153 205V204H152ZM8 206V207H7ZM55 206H56V204H55ZM54 206V207H55ZM145 208H144V207ZM197 206V207H198ZM201 206H202V208H201ZM31 207V206H30ZM58 207H60V205L58 206ZM61 207H62V205H61ZM60 207V209L58 208V210L60 211V210H63L62 208ZM131 207V206H130ZM137 207V208H136ZM168 207V208H167ZM191 207H192V205H191ZM91 208V209H90ZM146 208H148V210L146 209ZM149 208H151V210L149 209ZM199 208V207H198ZM50 209V208H49ZM56 209V208H55ZM55 209H54V211H51V210H53V208L51 207V210H48V212L50 211V216H52V215H57L58 213H57V210H56V213L57 214H51V212H55ZM90 209V210H89ZM139 209V210H138ZM38 210H41L42 212H44L43 210H45L44 208H43V210L42 209H38ZM37 210V211H38ZM47 210V209H46ZM45 210V211H46ZM111 210V213H108L107 214V212L108 211H110ZM147 210V211H146ZM195 210V209H194ZM197 210V209H196ZM41 211H39V212H41ZM64 211V210H63ZM114 211V212H113ZM140 211H142V212H140ZM198 211V210H197ZM36 212V211H35ZM34 212V213H35ZM39 212H36V214L38 213V214H40L39 216L38 215H36L35 216V218H37V219H35L34 217H33V215L34 214H32V216H31V214H25V215H21V217L20 216H18V219H21L22 221H24V223H25V229H27V230H29V229H32V227H37V228H39L40 229V231H45V230H53L54 228H55V223H58V221H60L59 223H65L64 221H62V220H58V219H60L61 218V216L58 214V217H55V216H52L53 218H52V220H51V218H50V216H49V218L50 219H48L47 220V215L49 214L48 212V214L46 213V212H44L43 213V216L41 215V213H39ZM113 212V213H112ZM146 212V213H145ZM169 212L171 213V214H169ZM47 215H46V214ZM60 213V212H59ZM148 213H150V216L152 215V217H153V220H151V222H152V226H153V228H152V226H150V224H148L147 226H146V224H147V222L149 221V220H147L146 222H145V219L144 218H146V217H144L143 215H146V214H148ZM166 213V214H165ZM121 215V216H123L124 217V215ZM164 214L167 216H164ZM168 214V215H167ZM221 216H220V215ZM119 215V216H120ZM134 215H136V213H134ZM27 216H30V217H28V220H27V222H26V219H27ZM38 216V217H37ZM42 219H41V218ZM55 217V218H54ZM111 217V218H112ZM122 217V218H123ZM144 217V218H143ZM165 217V218H164ZM240 217V218H239ZM3 218V219H2ZM2 218H0V227H1V229H10V231H8V234H7V237H5L4 238V240H6L7 242H9V245L11 246V241L9 240L10 238H9V236H11V234H13V233H11V231H14V224H15V222H14V220L13 219H15V218H17V216L16 217H14V218H12L11 216L10 217H7V218H5V220H6V222H5V220H4V217H2ZM11 218V221L13 220V222H11L9 219ZM43 218H44V220H43ZM58 218V219H57ZM111 218H109V219H111ZM118 218V217H117ZM122 218H120L122 221H124ZM244 218H245V220H244ZM62 219V218H61ZM100 219V220H99ZM108 219V221H109V223H106L107 225L109 224H112V222H110L111 220H109ZM113 219H115L114 217H113ZM148 219H150L149 218V214H148ZM156 219H158L157 220V222H156ZM170 219V220H171ZM32 221L31 222V224H29L28 223V221ZM34 220V221H33ZM36 220L38 221L37 223H38V225L37 224H34V223H36ZM83 220V222H81ZM107 220V219H106ZM116 220L117 219H115L114 221H113V223L115 224V222H116ZM121 220H120V222H121ZM171 220V221H172ZM3 221V222H2ZM54 221V222H53ZM119 220H117V222H118ZM169 221V220H168ZM34 222V223H33ZM53 223V225L52 224H50V223ZM71 221H69V223H70ZM73 222H71L70 224H72ZM79 222V223H78ZM85 222V223H84ZM94 222V223H93ZM105 222H107V221H105ZM116 222V223H117ZM151 222H148V223H151ZM6 223V224H5ZM8 223V224H7ZM12 224V225H10V224ZM26 223H28V224H26ZM58 223V224H59ZM68 222H66L65 224V228L64 229H66L67 230V224H69ZM96 223V224H95ZM99 223V224H98ZM121 223H123V222H121ZM125 223V222H124ZM146 223V224H145ZM222 223H226V226H225V228H223L224 227V225L222 226ZM34 224V225H33ZM48 224H50L49 226H50V228L51 229H49L48 228ZM75 224H73V225H75ZM90 224H92V225H90ZM166 224V225H165ZM172 224V223H171ZM174 225H175V223H173ZM172 224V228H173V225ZM2 225V226H1ZM11 226V227H9V226ZM26 225H28V226H26ZM33 225V226H32ZM37 225V226H36ZM47 225V229L44 227V226H46ZM73 225H70V227L71 226H73ZM84 225V226H85ZM90 225V226H89ZM94 225V226H93ZM95 225H97V226H95ZM106 225V226H107ZM144 225V226H143ZM164 225L166 226V228L164 227ZM29 226H32V227H30L29 228ZM43 226V227H42ZM81 227H82V225H80ZM84 226L82 227L83 229H84ZM101 226L100 227H98L99 228V230H101ZM111 226H113V224L111 225ZM134 226V225H133ZM6 227V228H5ZM16 227V226H15ZM53 227V228H52ZM87 227V228H88ZM135 227V226H134ZM17 228V227H16ZM23 228V229H24ZM45 228V229H44ZM72 228V227H71ZM74 228V227H73ZM73 228L70 230L72 233L74 232V234L77 232L76 230H73ZM78 228H80V227H78ZM77 228V229H78ZM81 228V229H82ZM85 228V230H87L88 232L89 231H92L93 232V236L98 232L97 230H96V228H95V230H96V232L94 233V229L92 228V229H90V228ZM104 228H106V227H104ZM108 228V227H107ZM109 228H111V227H109ZM135 228V229H136ZM147 228V229H148ZM156 228V229H155ZM178 228V227H177ZM177 228H173V229H177ZM24 229V230H25ZM34 229V228H33ZM39 229H36L35 228V230L36 231H38L39 232ZM56 229V228H55ZM54 229V230H55ZM64 229H62V231L64 230ZM83 229L82 230H80V231H83ZM142 229V230H143ZM65 230V231H66ZM106 230V229H105ZM149 230H147L146 231V233H149ZM155 230H157V231H155ZM2 230H0V232H1ZM42 231V232H43ZM62 231H60V229H59V231H57V232H55L54 231V235L57 237V238H55V236L53 235V231L51 232V234L48 232L47 234H46V231L45 232H43V233H45L46 235H48V236H46L45 234V238H44V236H43V233L41 234L42 236H38V233H36L37 234V236L38 237H42L44 240H45V242H47L48 243V245H49V243H50V241H51V239L52 238H55V240L57 239L58 240V238L59 239H61L60 241L62 242H66L67 240H68V238H69V240L71 241V237H68V235L70 234L71 236H72V234H71V232H69V234L67 233H63ZM69 231V230H68ZM248 231H250V232H248ZM58 232H59V234H58ZM62 233V235H60L61 233ZM84 232V231H83ZM123 232V231H122ZM124 232H126V231H124ZM41 233V232H40ZM55 233H57V235L55 234ZM86 233V232H85ZM89 233H91V232H89ZM128 233H129V231L126 233V236L128 235ZM65 234V235H64ZM87 234V233H86ZM130 234V233H129ZM131 234H133V232H131ZM135 234V233H134ZM159 234V235H158ZM165 234V233H164ZM167 234V233H166ZM177 234V235H176ZM183 234H186V235H183ZM205 234V235H204ZM40 235V234H39ZM58 235L60 236V237H58ZM63 235H64V237H63ZM69 235V236H70ZM123 236H124V234H122ZM149 235H151V234H149ZM153 235V234H152ZM12 236H14V234L12 235ZM11 236V237H12ZM52 236H54V237H51ZM164 236V235H163ZM162 235H161V237H163ZM250 236V239L248 238ZM50 237V238H49ZM68 237V238H67ZM95 237V236H94ZM129 238H130V236H128ZM127 237V238H128ZM131 237H132V235H131ZM161 237L159 238L160 240H161ZM39 238V239H40ZM41 238V239H42ZM66 239V240H64V239ZM177 239V241L180 243H178L177 241H176V243H178L177 245H176V243H175V240H173V239ZM179 238V239H178ZM48 239H50V241L48 242L47 240ZM92 239H95V238H91L90 240H92ZM96 239H97V237H96ZM102 238H100L99 240H101ZM103 239H105V238H103ZM102 239V240H103ZM131 239V238H130ZM249 239V240H248ZM2 240H3V234L2 233H0V264H63L64 263V261H71L72 259H70V258H73V257H70L69 258V254H65L64 256L66 257V259L64 258V259H61V258H59L58 256L56 257L57 259H54V257L52 258V259H48V258H50V257H44V259H42V257L44 256L43 255V253H44V248L43 247H46L45 245L46 244H44L43 245V247H42V245H41V243H42V241L40 240V242L41 243H39L38 241V244L35 246L34 244L33 245H30V243H28L27 245H25L24 247H22L21 249H23V248H25V250L24 251H22L21 249H19L18 250V252L15 250V249H13L12 248V246L11 247H9L8 248V251L5 253V252H3L2 251ZM55 240H52L51 241V243L52 242H54ZM90 240H87V242H89ZM99 240H97V242H96V245L94 244L93 245V243H92V247H102V246H100V245H98V241ZM109 240V239H108ZM251 240V241H250ZM59 241V240H58ZM85 241V240H84ZM93 241H95V240H93ZM105 241V240H104ZM104 241H101L102 242V244L104 243V245H106V246H109L110 247V245H108L109 243H111V241L109 242V243H106V242H104ZM249 241V242H248ZM55 242H57V241H55ZM68 242V241H67ZM92 242V241H91ZM91 242H89V243H91ZM113 242V241H112ZM195 241L194 240H192V242H191V245H193V243H194ZM33 243V242H32ZM31 243V244H32ZM60 243V242H59ZM69 243V242H68ZM89 243L86 245L85 244V246H88L89 245ZM40 244V246H38ZM60 244H62V246H64L63 245V243H60ZM65 245L67 244V243H64ZM71 245L73 244V243H70ZM101 244V243H100ZM115 246H117L115 243H113ZM233 245V248H232V245L231 246H229V245ZM235 244V245H234ZM53 245H54V243H53ZM57 245V246H56ZM58 242H57V244H55L54 245V247H52V245L50 246L51 247V249L50 248H48L50 251L51 250H53L54 251V249L55 248H57L58 247ZM69 245V244H68ZM199 245V246H198ZM26 246H27V248H28V246H30L28 249L26 248ZM89 246H91V244L89 245ZM106 246H103L102 248H104L105 247V249H102L101 248V250H103L102 251V253H104L105 254V251H106V253H107V251H109V250H111V248H109V247H106ZM241 246V247H240ZM242 246H246L247 248L245 249V248H243ZM112 248L114 247V246H111ZM170 247H172L171 245H170ZM180 247V246H179ZM199 247V248H198ZM234 247H236V248H234ZM238 247L240 248V249H238ZM52 248H54V249H52ZM58 248H60V245H59V247ZM90 248V247H89ZM88 247L86 248V250H87V252H89V251H92V250H90ZM107 248H108V250H107ZM116 248V247H115ZM126 248V247H125ZM198 248V249H197ZM201 248V249H200ZM229 248H230V250H229ZM232 248V249H231ZM89 249V250H88ZM170 249V248H169ZM176 249V250H175ZM180 248H178V251H180L179 250ZM195 249V250H194ZM85 250V251H86ZM94 250V249H93ZM101 250H96L95 249V251H101ZM105 250V251H104ZM113 250V249H112ZM171 250V249H170ZM194 250V251H193ZM237 250H238V252H237ZM241 250V251H240ZM244 250V251H243ZM22 251V252H21ZM46 251V250H45ZM55 251H56V249H55ZM231 251V252H230ZM48 251H46L45 252V255H46V253H47ZM81 252H83V251H81ZM81 252H77V253H81ZM249 252V253H248ZM76 253V254H77ZM84 253V252H83ZM81 253L80 255L81 256H84V254H86V253ZM91 253V252H90ZM177 253V252H176ZM245 253H248V254H245ZM47 254H49V253H47ZM71 254V253H70ZM89 254V253H88ZM92 254V253H91ZM100 256H102L101 255V253L99 252L98 253ZM108 254V253H107ZM50 255V254H49ZM48 255V256H49ZM68 256V258H67V256ZM72 255V254H71ZM80 255H78V256H80ZM87 255V254H86ZM85 255V256H86ZM97 256V253L96 254H94L93 253V255H89L90 257H93V256ZM99 255H98V257H99ZM63 255H62V257H64ZM73 256V255H72ZM77 256V255H76ZM75 256V254H74V257H76ZM77 256V257H78ZM88 256V255H87ZM86 256V257H87ZM96 256L94 257V258H92V259H95L96 258ZM61 257V256H60ZM85 257V258H86ZM96 258V259H100L101 257H99V258ZM19 258H21V259H19ZM45 258H47V259H45ZM59 258V259H58ZM74 259V258H73ZM77 259H79V261H81L82 259H84L83 257H81V259L80 258H77ZM86 259H89V258H86ZM212 259V260H211ZM224 259V260H223ZM133 260H136V259H116L115 260V262H121V264L123 263V262H126L127 264L128 263H132L131 261H133ZM140 260V259H139ZM184 260H186V259H184ZM206 260H208V261H206ZM214 260H216V261H214ZM207 263H206V262ZM210 261V262H209ZM134 262V261H133ZM194 262V263H195ZM205 262V263H204ZM219 262V263H218ZM75 264H80V262H74ZM93 263V262H92ZM198 263V264H199ZM212 263V262H211ZM213 263V264H214ZM94 264V263H93ZM133 264V263H132Z\"/></svg>","mask_w":264,"mask_h":264},{"label":"flooded vegetation","instance_id":"flooded-vegetation-1","mask_svg":"<svg viewBox=\"0 0 264 264\" xmlns=\"http://www.w3.org/2000/svg\"><path fill=\"white\" fill-rule=\"evenodd\" d=\"M259 161H260V158L258 159V163H259Z\"/></svg>","mask_w":264,"mask_h":264}]
</instances>
